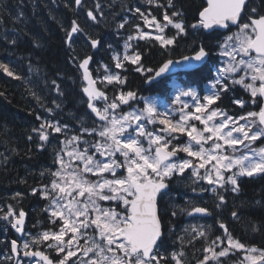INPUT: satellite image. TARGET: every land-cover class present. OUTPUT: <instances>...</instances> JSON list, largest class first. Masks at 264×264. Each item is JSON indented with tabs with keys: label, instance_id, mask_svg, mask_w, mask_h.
I'll list each match as a JSON object with an SVG mask.
<instances>
[{
	"label": "snow or ice",
	"instance_id": "snow-or-ice-1",
	"mask_svg": "<svg viewBox=\"0 0 264 264\" xmlns=\"http://www.w3.org/2000/svg\"><path fill=\"white\" fill-rule=\"evenodd\" d=\"M250 3L206 0L198 23L190 27L230 31L235 26L237 30L218 45L219 57L227 60L217 68L210 85L200 91L174 81L175 95L169 104L125 90L124 73L132 69L150 83L165 73L207 65L210 52L201 44L190 56L169 58L157 68L146 67L144 52L132 43L145 41L168 51L177 46L189 25L175 0H142L125 6L131 19L121 16L117 32L128 31L129 26L132 31L124 41L123 55L113 51L111 63L95 69L99 73L103 68L102 75H93L92 55L70 57L86 82L81 91L87 97L90 119L73 117L78 123L75 128L57 119L61 104L55 100L54 108H45L51 119L37 115L41 123L31 130L39 141L36 147L46 150L53 139L58 140L53 168L40 173L48 182L31 190L47 202L42 211L50 227L35 234L28 231L27 213L19 207L23 194L17 192L13 197L16 205L0 207V220L18 234L2 242L7 253L0 252V264H192L186 249L198 240L204 243L197 249L200 256L195 257V264H228L229 260L231 264H264V247L242 242L218 216L214 224L219 234L214 225L190 224L182 235H176L171 221H165L168 211L161 207L174 180H189L193 193H211L214 208L223 210L228 194L240 192L242 178H264V12ZM73 5L82 8L83 0H67L64 6ZM153 10L159 11L154 14ZM103 15L99 3L86 11L94 23ZM22 16L21 11L17 19ZM65 34L69 48L75 35H85L92 49L102 45L100 39L87 36L75 19ZM4 40L13 46L17 43L6 35ZM0 71L22 79L6 62L0 61ZM51 83L57 95L63 96L56 80ZM237 86L247 95V99L231 100L239 114L222 106L223 98ZM33 96L41 100L35 93ZM33 138L28 136L29 141ZM179 215L208 217L213 210L189 200L170 212L171 217ZM230 215L239 220L236 210ZM260 230L255 225L251 228L252 232ZM174 235L172 244L166 245Z\"/></svg>",
	"mask_w": 264,
	"mask_h": 264
},
{
	"label": "trees",
	"instance_id": "trees-1",
	"mask_svg": "<svg viewBox=\"0 0 264 264\" xmlns=\"http://www.w3.org/2000/svg\"><path fill=\"white\" fill-rule=\"evenodd\" d=\"M66 2L67 0H55V2L53 0H0V61L8 63L10 68L22 77V79H14L0 71V93H3L0 95V207H5L7 204L16 205L17 200L13 197L17 192L22 193L19 207L28 214L32 223L29 232L33 234L37 231L33 225H37L38 220L42 223L47 222V215L42 214L40 209L43 201L38 194L32 195L31 190L43 183L36 179L44 169L53 168L54 159L51 149L41 151L36 147L39 141L31 131L41 123L36 117L40 115L51 119L45 108H54L52 105L54 100L56 102L59 100V103L68 100L75 117L87 113L85 96L81 91L83 87L81 74L71 62L70 57L73 54L80 58L92 55L94 63L102 59L103 62L110 64L111 56L103 54V51L109 50V44L112 47L120 46L126 40L128 31H132L129 26L128 31L117 32V24L121 16L128 15L131 19V14L123 9L142 0H85L80 10L75 5L66 8L64 6ZM97 3L100 4L104 15L102 19L98 17V23H94L87 18L86 11L94 10ZM175 3L182 11L186 24L189 25L187 35L179 40L177 46L168 51L159 45L152 47L145 41H132V43L138 45L144 52L145 66L152 68H157L169 58L192 55L196 47L202 44L210 52L211 59L201 68L204 69L203 72L199 69L193 72L199 73L197 75L187 74V84L203 87L212 79L215 65H218L216 54L219 52V43L233 29L224 33L210 34L205 33L203 29H192L190 25L198 23L199 12L206 6V0H175ZM262 4L264 0H251L250 7H258L261 12H264ZM21 11L23 16L18 20L17 16ZM153 11L155 14L159 10ZM74 19L78 21L87 36L102 41L97 52L89 46L85 35H75L72 47L69 48L66 43L65 29L70 27ZM137 22L139 21H133V23ZM244 22H247L246 17ZM5 35L9 40L16 39V45L6 43ZM36 44H39V47H36ZM124 75L127 76L125 90L137 91L133 87H138L143 88L141 94H149V90L145 88L146 81L143 74L129 69ZM52 80H56L60 85L63 96L57 95L52 86ZM33 93L41 98L39 102ZM237 97L247 99L246 93L239 86L235 88L234 96L224 97L226 103L223 101L222 106L230 112L239 114V107L229 102ZM58 114L56 113L57 119H59ZM30 134L34 137L32 141L28 140ZM5 157H7L6 160ZM240 189L239 193H235L238 195L236 198L241 199H237L238 208L236 206L234 210L240 212L241 217L240 221L234 224L236 227L233 235L246 244L264 247V178L259 176L243 178ZM191 192L189 184L177 187L172 183L169 195L161 202V207L169 213L165 216V221H171L176 235H182L184 228L191 223L195 224V219H189L188 216H170L172 209L177 206H186L189 200H196V194ZM196 202L199 203L197 200ZM230 213L231 210L227 208L223 215L231 219ZM211 223L215 230L216 227L218 230V225H215L213 221ZM253 225L261 230L252 232ZM1 229L4 230L3 227ZM9 231L12 233L10 227ZM4 236L7 234L0 233V252L7 253L2 242L8 240L1 241ZM175 238V235L172 236L166 241V245H171ZM203 243V240H198L186 249L187 258L192 264H195V257L200 256L197 249L202 248ZM2 259L3 256L0 255V260ZM231 259L234 260L236 257Z\"/></svg>",
	"mask_w": 264,
	"mask_h": 264
},
{
	"label": "flooded vegetation",
	"instance_id": "flooded-vegetation-1",
	"mask_svg": "<svg viewBox=\"0 0 264 264\" xmlns=\"http://www.w3.org/2000/svg\"><path fill=\"white\" fill-rule=\"evenodd\" d=\"M187 77H188V75H187V73H179V74H175V75H170V76H167V77H165L163 80H161V81H159V82H156V83H152V84H150L148 87H146L145 86V88L147 89V90H149V94H147L148 93V91H147V95L146 96H153V95H157V96H161V95H163V96H168V95H172L171 94V91H175V88L173 87V82L175 81V83L177 84V85H179V86H184L185 84H187ZM161 83V84H160ZM160 85H162L161 86V88H160ZM205 87L204 88H206L207 87V84L206 85H204ZM192 87H194V88H196L197 89V91H200L201 89H204V88H202V87H197V86H192ZM238 87V86H237ZM236 87V88H237ZM135 90H137L136 92L138 93V95L139 96H142L143 94H141V93H143V88L141 89V88H138V87H133ZM160 88V89H159ZM112 88H109V90H111ZM162 90V91H161ZM161 91V92H160ZM111 93H112V91H111ZM227 96H228V98L229 97H232V96H234V91L233 92H229L228 94H227ZM225 98H223V101L225 102ZM58 101V103H59V100H57ZM67 102V103H66ZM62 101V102H60L59 104H61V110H63V109H65L66 110V112L67 113H71V115H73L74 117H75V115H74V113L73 112H71V107H70V105H69V102H68V100L67 101ZM229 102H231V101H229ZM228 102V103H229ZM226 103V102H225ZM89 110V109H88ZM88 114H89V112L87 111V113L86 114H82V115H80L79 117H83V118H85V119H90L89 118V116H88ZM59 116H60V114H58ZM58 116V117H59ZM67 121H68V124L69 125H71V126H74V123H76V121L74 120V119H72V120H68L67 119ZM49 149H51V151H52V153H53V156H54V151H53V147L52 146H50V147H46V150H49ZM39 150H41V149H39ZM41 151H43V150H41ZM54 158V157H53ZM45 170V169H44ZM44 179V178H43ZM42 179V180H43ZM243 179V178H242ZM176 181H180V180H176ZM174 182H175V180H174ZM173 183V182H172ZM199 195H202V194H199ZM203 196V199L202 200H200V199H197L198 200V202L199 203H201V204H203V206H206V207H208V208H210V209H212L213 210V218H212V221L214 222V220L217 218V216L220 218V219H222V220H224V221H226L227 222V224L229 225V228H230V230L232 231V234L234 233L233 232V230L235 229V227L236 226H234V224H235V222L236 221H240V220H234L232 217H231V219H229L227 216H225V215H223V213L225 212L226 213V209L228 208V209H230L231 211L232 210H234V209H236V206H237V208H238V205H237V203H236V201H237V199L239 200V199H241V198H236V197H238V195H235V194H232V193H230V194H228V196H227V199H228V203H227V206L223 209V210H216L215 208H214V203H215V201H214V198L212 197L211 198V196H210V194L209 193H207V194H204V195H202ZM245 200V199H244ZM41 201H43V205L42 206H40V209H41V211H42V209H44L45 207H46V201L45 200H42L41 199ZM240 207H242V205H239ZM244 208H245V206H243ZM42 214H46V213H44L43 211H42ZM47 215V214H46ZM238 215H239V219H240V217H241V215H240V212H238ZM226 218V219H225ZM206 218H201V219H197L198 220V222L200 223V224H204V223H207V222H211V220L210 221H206L205 220ZM30 226H32V223H31V221H30V219H29V216H28V214H27V223H26V227H27V229L29 230V227ZM48 227H50V225L47 223V222H43V223H41V224H37L36 225V229H37V231H42L43 229H46V228H48ZM11 229V228H10ZM36 231V232H37ZM12 233H10V231H9V227H8V231H7V240L8 241H10L11 239H14V238H16L17 237V235H16V233H15V231L14 230H12L11 231ZM220 233V231L217 233V234H219ZM228 264H231V260H229L228 261Z\"/></svg>",
	"mask_w": 264,
	"mask_h": 264
},
{
	"label": "rangeland",
	"instance_id": "rangeland-1",
	"mask_svg": "<svg viewBox=\"0 0 264 264\" xmlns=\"http://www.w3.org/2000/svg\"><path fill=\"white\" fill-rule=\"evenodd\" d=\"M145 30H147V29H145ZM237 30V29H236ZM235 30V31H236ZM174 31V30H173ZM235 31H233V32H235ZM229 34H231V32L230 33H228L227 35H229ZM224 38V37H223ZM113 51H115V52H117V53H119V54H121V55H123V52H124V42L120 45V46H113L112 47V49L111 50H104L103 51V54H108V55H112V53H113ZM218 56V63H219V65L216 67V69H215V74H216V71H217V68L218 67H222V66H224V63L226 62V60H227V57H219V54L217 55ZM101 64H107V63H105V62H103L102 61V59L101 60H98L97 62H95V63H93L92 64V67H91V69L93 70V75L94 76H97V75H102L103 74V68H100V72L99 73H97L96 71H95V69L96 68H98ZM113 67H114V65H113ZM117 71H119V70H117ZM210 85V83L207 85V86H209ZM84 86V85H83ZM98 86L99 87H103V85H100L99 83H98ZM108 87V90H109V88H112V86H107ZM183 87V86H182ZM112 93H111V90H109V95H111ZM171 94L172 95H168V96H163V95H161V96H157V95H153V96H147L148 98H154L156 101H157V103H159L160 101H163L165 104H169L170 103V100H171V98H174V95H175V91H171ZM87 98H86V96H85V100H86ZM57 103H58V101H57ZM84 103H85V101H84ZM52 105H53V107H55V105L52 103ZM138 106H141L142 107V103L140 104V105H138ZM56 113H59L60 114V116L58 117L60 120H62L63 122H66V123H68V121H67V119L70 121V120H72L73 119V115H71V113H67L66 112V110L65 109H63V110H59V111H57ZM74 128L75 127H78V123H77V121H76V123H74V126H73ZM59 139H63V137H59ZM50 146H52L53 148H56V147H58V140L57 139H53L52 140V143L51 144H48L46 147H50ZM49 168H46L45 170H43V171H46V170H48ZM258 177V176H257ZM43 178L39 175V177L36 179V180H38L39 182H43V183H41V184H39V185H37L36 186V188H39L42 184H44V183H47L48 181L46 180V179H43ZM175 183L177 184V185H175V186H180V185H182V184H189V183H191L189 180H180V181H176L175 180ZM210 194V196H212V194L211 193H209ZM202 195H204V194H202ZM40 197V196H39ZM41 198V197H40ZM42 199V198H41ZM43 200V199H42ZM195 224H197V223H195ZM200 224V223H199ZM205 224H208V223H205ZM190 225V224H189ZM191 225H194V223H191ZM1 227H3V229L5 230L3 233H6L7 234V230H6V227H5V222L3 221V220H0V229H1ZM33 234V233H32ZM8 237H4L3 238V240L4 239H7ZM237 254H239V253H237ZM237 256H239V255H237Z\"/></svg>",
	"mask_w": 264,
	"mask_h": 264
},
{
	"label": "water",
	"instance_id": "water-1",
	"mask_svg": "<svg viewBox=\"0 0 264 264\" xmlns=\"http://www.w3.org/2000/svg\"><path fill=\"white\" fill-rule=\"evenodd\" d=\"M83 2H84V0H83ZM232 27H235V26H232ZM206 33H213V32H215V31H221V32H224V31H226V30H224V29H220V28H216V27H214L213 29H203ZM95 50V49H94ZM95 51H97V50H95ZM190 56V55H189ZM180 59V58H179ZM179 59H173V60H179ZM92 64H93V62L90 64V69H91V67H92ZM205 64H201L200 66H199V68H196V69H190V70H188V71H184V72H177V73H174V74H172V73H165L162 77H158V78H156L154 81H152V82H147V85H150L151 83H155V82H159V81H161V80H163L165 77H167V76H170V75H175V74H178V73H186V72H193V71H197V70H199L200 68H202L203 66H204ZM84 84L86 85V82H84ZM98 86V85H97ZM197 217H199V216H197ZM191 218H194V217H191ZM27 221V220H26Z\"/></svg>",
	"mask_w": 264,
	"mask_h": 264
},
{
	"label": "bare ground",
	"instance_id": "bare-ground-1",
	"mask_svg": "<svg viewBox=\"0 0 264 264\" xmlns=\"http://www.w3.org/2000/svg\"><path fill=\"white\" fill-rule=\"evenodd\" d=\"M85 1V0H84ZM84 3V2H83ZM216 230H217V227H216Z\"/></svg>",
	"mask_w": 264,
	"mask_h": 264
}]
</instances>
